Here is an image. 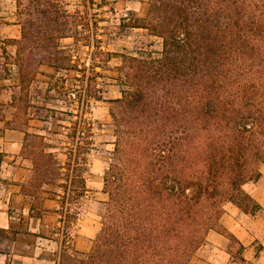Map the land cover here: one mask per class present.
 <instances>
[{
	"label": "trees",
	"instance_id": "16d2710c",
	"mask_svg": "<svg viewBox=\"0 0 264 264\" xmlns=\"http://www.w3.org/2000/svg\"><path fill=\"white\" fill-rule=\"evenodd\" d=\"M17 4L22 82L41 64L66 63L61 38L98 43L96 24L64 0ZM140 24L161 48L121 55L126 87L110 107L100 230L88 253L64 254L59 264H187L211 229L231 252L237 245L234 261L245 264L244 247L219 218L227 202L252 215L260 209L242 186L264 163V0H149ZM97 53L103 65L110 55ZM45 157L43 172L57 176L56 160ZM69 187L81 193L84 180Z\"/></svg>",
	"mask_w": 264,
	"mask_h": 264
},
{
	"label": "crops",
	"instance_id": "0c3cea01",
	"mask_svg": "<svg viewBox=\"0 0 264 264\" xmlns=\"http://www.w3.org/2000/svg\"><path fill=\"white\" fill-rule=\"evenodd\" d=\"M64 2L78 19L96 24L98 43L89 47L61 38L66 63L41 64L30 82H22L15 61L21 37L17 0H0V264H59L64 254L89 252L108 200L103 176L113 144L106 143L108 156L102 146L104 131L113 140L109 108L122 95L121 55L161 46V38L140 24L149 0ZM92 49L109 53L103 65L92 59ZM50 155L57 176L43 172V159ZM258 171L259 177L242 187L260 209L252 215L227 202L219 218L244 247L245 264H264V163ZM79 178L81 193L69 187ZM62 227L73 235L67 248ZM228 245L225 235L211 229L187 264H237Z\"/></svg>",
	"mask_w": 264,
	"mask_h": 264
},
{
	"label": "rangeland",
	"instance_id": "374dc122",
	"mask_svg": "<svg viewBox=\"0 0 264 264\" xmlns=\"http://www.w3.org/2000/svg\"><path fill=\"white\" fill-rule=\"evenodd\" d=\"M91 44H93L94 45V43L92 42ZM160 48H161V46H160V44L159 43H157V44H155V45H153V46H151L150 48H147V49H151V50H160ZM98 51H96L95 49H92L91 50V57H92V59H94V58H96V60H97V62L100 60V57H99V55H98V53H97ZM92 77V75L91 74H88V78H91ZM126 86L125 85H123V89L125 88ZM122 89V90H123ZM109 114H110V108H109ZM110 117H111V114H110ZM110 124H111V129H112V132H113V140H111V138H110V133H108V132H105L104 131V139H103V146H102V151L103 152H105V154L108 156V154L106 153V151L107 152H109L108 151V149H106L107 148V144L108 143H112L113 144V142H114V131H113V124H112V118H111V121H110ZM109 138V140H106L105 138ZM89 141H87V143H88ZM107 143V144H106ZM113 147H114V144H113V146H112V150H113ZM112 150L110 151V154H109V158L111 157V152H112ZM110 162V160L108 161V163ZM104 209V206H102V210ZM231 248H232V252H235L236 250H237V245L236 244H232L231 245ZM234 259V258H233Z\"/></svg>",
	"mask_w": 264,
	"mask_h": 264
},
{
	"label": "built area",
	"instance_id": "2783aa9c",
	"mask_svg": "<svg viewBox=\"0 0 264 264\" xmlns=\"http://www.w3.org/2000/svg\"><path fill=\"white\" fill-rule=\"evenodd\" d=\"M92 45L93 44H90L91 47H92ZM64 221H65V219L63 220L62 224H64ZM60 236H61L62 247H64V248L69 247L71 242H72V238H73L72 233L70 231H67L65 228L62 227V230L60 231Z\"/></svg>",
	"mask_w": 264,
	"mask_h": 264
}]
</instances>
